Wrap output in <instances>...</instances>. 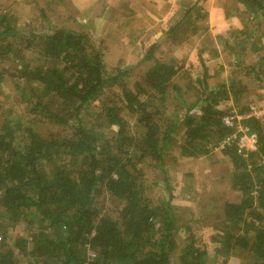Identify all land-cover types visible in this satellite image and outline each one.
<instances>
[{
	"label": "trees",
	"instance_id": "obj_1",
	"mask_svg": "<svg viewBox=\"0 0 264 264\" xmlns=\"http://www.w3.org/2000/svg\"><path fill=\"white\" fill-rule=\"evenodd\" d=\"M231 1L244 26L230 32L233 45L223 42L227 58L232 53L243 76L256 77L264 0ZM200 5L182 10L164 31L165 42H181L177 30L185 23L197 31L190 11L204 16ZM16 15L0 13V58L19 59L9 73L0 70V90L8 75L24 105L15 118L0 111V264H212L211 256L222 264L230 257L264 264V128L259 119H244L257 134L256 149L246 156L234 138L223 143L234 133L223 123L231 113L223 104L237 102L244 90L239 74L212 73L217 63L198 51V65L188 64L179 76L183 89L174 81L181 65L157 56L153 43L138 63L139 78L131 80V70L104 65L85 33L64 25L22 31ZM34 44L28 52L38 57L31 60L24 49ZM241 52L258 61L237 62ZM211 76L221 79L210 84ZM215 149L230 162L223 179L234 198L224 202L223 219L207 236L210 254L176 215L166 167L178 157L209 163ZM148 169L164 176L167 195L159 202L144 185Z\"/></svg>",
	"mask_w": 264,
	"mask_h": 264
},
{
	"label": "rangeland",
	"instance_id": "obj_2",
	"mask_svg": "<svg viewBox=\"0 0 264 264\" xmlns=\"http://www.w3.org/2000/svg\"><path fill=\"white\" fill-rule=\"evenodd\" d=\"M102 1L0 0V13L16 12L17 25L22 31H30L32 28L35 33H43L48 27L64 25L85 33L93 45L99 48L104 65L131 70V80L139 78L142 66L138 63L145 50L151 44L156 43L159 48L157 56L161 54L165 61L172 59L175 66L181 65L178 77L174 81L185 89L186 81L179 76L188 64L198 65V51H202L204 61L210 63L211 66L215 63H217L215 65L217 67L219 64L223 65L220 69L215 67L216 70L212 73L220 72L219 74L222 73V76L228 77L230 72L233 74L235 71L241 77L240 84L244 90L237 102L227 101L223 104L224 107L229 106V111L238 113V116L245 115V109L250 106L259 109L264 107V50H261L260 53L263 57L262 61L255 66L259 73L256 77L252 73L250 76H243L245 67L235 65L232 53L229 52L230 58H227L228 49L223 42L226 40L228 44L233 45L230 32L244 26V20L240 15H237L231 0H157V2L150 0V4H147V0H139L143 2L141 7L135 1H128L127 5L114 7L115 13L111 19H104V15H109L106 13V7L102 5ZM196 1L204 9L202 17L196 16L198 10L190 11L191 23L198 26L197 31L191 33V23V26L185 23L177 30V37L182 39L181 42L174 44L170 40L165 42L164 31L178 20L185 7ZM120 4L121 2L117 5ZM224 5L229 6L228 11L222 8ZM128 8H131L132 11L127 15L125 12ZM42 11L45 15L44 19L40 14ZM53 17L56 19L55 21ZM263 28L264 23L261 30ZM261 42L264 43V36L261 37ZM37 48L38 46L34 44L30 49H24L25 55L30 56L29 59L35 60L38 55L32 56L28 51ZM7 57L0 58V70L7 69V73H9L12 70L10 65L16 63L15 60L19 62V59L14 58L15 60L12 61ZM258 58L257 54L243 55L241 52L237 62L242 61L241 64L252 65L255 63L254 60L258 61ZM194 73L197 74L198 70L195 69ZM6 78L7 80L0 90V111L7 112L9 110L12 118H15L18 114L24 113V105L19 102L9 76L6 75ZM220 79L219 76H211L209 83L213 84ZM185 98L187 99V96L184 93ZM173 103L177 105L176 101ZM258 119L264 128V114ZM243 121H239L240 124L250 128ZM55 129L53 131L57 132L58 130ZM214 151H216L215 155L211 157L213 161L209 163L206 160L203 163L201 158L189 161L178 157L171 166L166 167L168 185L172 192L171 203L176 207V215L187 219V225L191 227L192 231H196L197 239L206 241L210 254L214 245L209 243L207 236L213 232V227L215 228V225L222 221L224 202L234 198V193L230 191L226 178L223 179L230 170V162L223 157L218 149ZM144 181V185H149L153 189L150 197L154 203L159 202L162 197L167 195L164 192V176L159 172L148 169L144 175ZM153 182H156L154 186H152ZM108 212L111 211L108 210ZM21 231V227L17 226L12 233L17 235L21 234ZM208 261L212 264H222L221 258L218 257L211 256ZM226 264H242V260L230 257Z\"/></svg>",
	"mask_w": 264,
	"mask_h": 264
},
{
	"label": "built area",
	"instance_id": "obj_3",
	"mask_svg": "<svg viewBox=\"0 0 264 264\" xmlns=\"http://www.w3.org/2000/svg\"><path fill=\"white\" fill-rule=\"evenodd\" d=\"M258 114V115H257ZM264 114V107L255 108L250 106L245 115L238 116V113L233 112L223 118V123L225 126L233 128L234 133L229 137L225 138L223 143L229 141L231 138L236 140L237 152L241 155L246 156L249 151H254L257 144V134L250 131L246 125H241L239 121L247 118L258 119Z\"/></svg>",
	"mask_w": 264,
	"mask_h": 264
},
{
	"label": "crops",
	"instance_id": "obj_4",
	"mask_svg": "<svg viewBox=\"0 0 264 264\" xmlns=\"http://www.w3.org/2000/svg\"><path fill=\"white\" fill-rule=\"evenodd\" d=\"M128 1H130V2L131 1H135L139 5V7L143 6V2H141L139 0H103L102 1L103 2L102 5H105L106 13H108V15H109V16L104 15V19H106V18H110L111 19V17H113V14L115 13L114 7L116 8V6H122V5H125V4L127 5ZM151 1H153V0H151ZM154 1L157 2V0H154ZM120 2H121V4L117 5ZM147 4H150V0H147ZM130 11H132L131 8H128L127 12H125V14L128 15L129 14L128 12H130ZM218 34H220V33H218Z\"/></svg>",
	"mask_w": 264,
	"mask_h": 264
}]
</instances>
